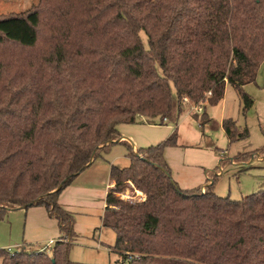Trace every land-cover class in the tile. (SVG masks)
I'll return each mask as SVG.
<instances>
[{"label":"trees","instance_id":"1","mask_svg":"<svg viewBox=\"0 0 264 264\" xmlns=\"http://www.w3.org/2000/svg\"><path fill=\"white\" fill-rule=\"evenodd\" d=\"M11 23L32 38H14ZM263 62L264 0H39L1 15L0 220L42 207L64 237L51 254L0 249V264H72L75 221L59 198L116 144L131 162L112 166L103 217L117 264H264V190L243 200L218 196L215 181L183 190L165 158L176 133L134 153L118 129L167 118L173 88L179 102L217 106L229 84L246 112L254 101L244 87ZM223 129L231 143L249 137L233 119ZM131 186L145 200L118 197Z\"/></svg>","mask_w":264,"mask_h":264},{"label":"rangeland","instance_id":"2","mask_svg":"<svg viewBox=\"0 0 264 264\" xmlns=\"http://www.w3.org/2000/svg\"><path fill=\"white\" fill-rule=\"evenodd\" d=\"M38 3L39 0H2L0 16L26 12ZM23 27L11 23L9 30L14 32V38L26 42V35L32 38V33L26 31L29 33L24 35ZM141 37L148 47L145 33H141ZM244 92L254 101L252 109L246 112L239 92L228 84L224 99L217 106H206L205 109L202 105L203 112L200 113L194 110L196 105L187 96L184 98H188V102L184 103V98L179 102L173 88L172 111L167 120L139 116L135 124L118 127L122 135L119 142H128L133 152L138 153L139 149L157 146L176 133L177 146L167 148L165 158L179 187L204 190L215 181L214 191L218 196L243 200L264 190V156L260 153L264 148V62L256 82L245 86ZM211 95L208 93L207 98ZM227 119L236 121L240 132L247 129L249 137L231 143L223 129ZM203 123L205 126H201ZM129 153L125 145H114L62 192L59 202L75 221L76 237L69 252L72 264H117L124 260L114 249L116 234L104 227L103 217L107 195L115 187L111 180L112 166L129 167ZM243 154L251 157L238 162L237 157ZM118 197L126 202L146 198L133 186ZM62 237L58 220L50 218L42 207L11 211L0 220V242L6 241L12 252H18V246H24L23 249L29 252L48 248L47 252L51 254ZM51 239L56 240L53 246L49 245ZM3 248L0 245V249Z\"/></svg>","mask_w":264,"mask_h":264},{"label":"crops","instance_id":"3","mask_svg":"<svg viewBox=\"0 0 264 264\" xmlns=\"http://www.w3.org/2000/svg\"><path fill=\"white\" fill-rule=\"evenodd\" d=\"M207 106H209V105H207ZM205 109H206V106H205ZM207 116H209L208 113H207ZM209 118H210V117H209ZM208 122H209V119H208ZM123 137H124V136H123ZM124 138H125V137H124ZM126 139H127V138H126ZM130 141H131V140H130ZM133 146L136 147L135 145H133ZM136 148H137V147H136ZM113 184H114V183H113ZM59 239H60V238H59ZM8 240H9V239H8ZM55 241H56L55 239H51L50 242H49V245H51V242H55ZM23 244H24V243H23ZM0 245H1V247H4L3 249H6L7 247H8L7 250L11 249L9 246H7V242H6V241H2V240H1ZM18 247H19L20 249H21V248L23 249L24 246H18ZM19 248H18V249H19ZM20 249H19V250H20ZM43 250L48 251V248H47V249L43 248L42 251H43Z\"/></svg>","mask_w":264,"mask_h":264},{"label":"built area","instance_id":"4","mask_svg":"<svg viewBox=\"0 0 264 264\" xmlns=\"http://www.w3.org/2000/svg\"><path fill=\"white\" fill-rule=\"evenodd\" d=\"M209 94H211V93H209ZM183 102L185 103V102H188V98H184V100H183ZM208 105V103H203L202 105H205V106H207ZM202 105H200V106H196L195 108H194V110H196V111H198V112H203V108L201 107ZM167 120V118H165L164 119V121H166ZM140 201H143V200H140ZM140 201H135V202H140ZM55 242H51V246H53V244H54ZM11 254H14L15 252H12L11 251V249H9L8 250Z\"/></svg>","mask_w":264,"mask_h":264}]
</instances>
